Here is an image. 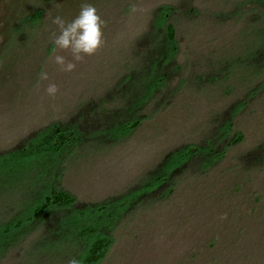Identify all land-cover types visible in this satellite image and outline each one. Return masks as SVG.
Segmentation results:
<instances>
[{
  "label": "rangeland",
  "instance_id": "obj_1",
  "mask_svg": "<svg viewBox=\"0 0 264 264\" xmlns=\"http://www.w3.org/2000/svg\"><path fill=\"white\" fill-rule=\"evenodd\" d=\"M253 1L0 0V156L103 100L136 66L133 50L154 12L162 6L177 9L170 21L180 70L166 96L152 101L142 124L120 143L75 147L56 165L55 187L74 196L78 208L120 200L169 153L202 145L215 124L241 106L230 141L241 140L229 146L223 161L204 175L179 178L167 201L131 206L111 230L112 244L100 264H264V161L254 164L264 157V65L247 70L238 64L249 55L248 44L256 42L255 17L264 15V6ZM84 3L94 5L106 22L105 45L65 73L53 57L72 58L55 49L53 34L59 29L52 21L73 20ZM37 12L42 18L35 28L24 25L15 33ZM42 72L49 79H41ZM208 74L220 82L201 87L197 79ZM50 83L59 88L54 98L46 92ZM25 162L10 158L11 173L0 175V230L26 208L38 172L50 171L46 159ZM51 222L33 225L5 250L0 264L80 262L81 248L42 244Z\"/></svg>",
  "mask_w": 264,
  "mask_h": 264
},
{
  "label": "trees",
  "instance_id": "obj_2",
  "mask_svg": "<svg viewBox=\"0 0 264 264\" xmlns=\"http://www.w3.org/2000/svg\"><path fill=\"white\" fill-rule=\"evenodd\" d=\"M253 3L258 8L264 6V0H254ZM176 13L173 6H162L154 12L147 31L133 50L136 66L117 81L115 88L103 100L82 108L70 123H56L25 140L18 150L0 156V175L11 173L7 162L13 157L27 161L25 163L35 158L46 159L51 165L50 171L38 172L36 183H33L36 186L29 194L26 192L29 199L26 208L0 230V257L14 242L31 232L33 225L51 218L42 244L53 247L58 243L68 248H81L80 264H100L112 244L111 230L117 227L122 215L129 213L131 206L136 207L146 200L151 204L153 201H167L173 195L179 178L208 173L223 161L229 146L241 140L238 136L230 141L233 119L241 110L237 105L229 111L228 117L215 124L202 145H188L169 153L135 189L120 200H112L108 206L78 208L74 196L55 187L58 179L56 165L70 156L75 147L99 148L120 143L142 124L146 118L144 112L152 101L159 95L166 96L164 91L169 88L171 77L180 70L176 61L177 31L170 21ZM39 14L37 12L23 20L20 27H15V33L20 32L24 25L35 28L42 18V13ZM255 18L253 23L258 26L252 29V36L256 42L254 46L252 42L248 44L251 49L249 55L238 62L247 70L264 65V15ZM212 76L208 74L197 81L201 87L220 82ZM109 104H114L113 108L106 109ZM260 160L264 161V157L256 158L255 166L260 165Z\"/></svg>",
  "mask_w": 264,
  "mask_h": 264
},
{
  "label": "clouds",
  "instance_id": "obj_3",
  "mask_svg": "<svg viewBox=\"0 0 264 264\" xmlns=\"http://www.w3.org/2000/svg\"><path fill=\"white\" fill-rule=\"evenodd\" d=\"M136 10L133 5L131 11L135 12ZM52 22L59 29V34H53L55 49L68 53L72 58L68 60L63 55H54V63L59 66V70L62 72H73L77 63L82 62L85 57L97 54L105 45L103 28L106 26V22L92 4H82L79 14L71 21H65L62 17L56 16ZM40 78L49 79L46 72H42ZM46 92L54 98L59 92V88L55 83H50ZM68 264H80V262L76 258H72Z\"/></svg>",
  "mask_w": 264,
  "mask_h": 264
}]
</instances>
